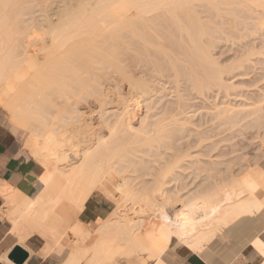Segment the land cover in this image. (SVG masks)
<instances>
[{"label": "bare ground", "instance_id": "obj_1", "mask_svg": "<svg viewBox=\"0 0 264 264\" xmlns=\"http://www.w3.org/2000/svg\"><path fill=\"white\" fill-rule=\"evenodd\" d=\"M38 1L0 0V106L36 189L0 181L17 242L59 264H264V0ZM243 84L252 103L188 124L192 92Z\"/></svg>", "mask_w": 264, "mask_h": 264}, {"label": "rangeland", "instance_id": "obj_2", "mask_svg": "<svg viewBox=\"0 0 264 264\" xmlns=\"http://www.w3.org/2000/svg\"><path fill=\"white\" fill-rule=\"evenodd\" d=\"M38 1V0H37ZM41 1V0H40ZM43 1V0H42ZM46 0H44V3L46 4V2H45ZM47 2H49V0H47ZM38 3H39V1H38ZM42 3V2H41ZM41 3H39V4H41ZM43 3V4H44ZM260 36H257L256 37V41H254L255 39H252V38H247V40H244V39H242V41H241V43L239 42L240 41V39H239V41H237L235 38L233 39L232 37V40L230 41V37H227V38H229V39H226V38H224L223 40V42H222V39H221V42L219 43L218 42V46H219V48L217 47V49H216V53H215V56L216 57H218V59H219V61L222 63V64H226V62L227 63H231L230 61L232 60L233 61V59H235L234 57H237L240 53H241V50H242V47H243V45H245V43H247L248 45L249 44H251V45H257V44H260V42L262 41V37L263 36H261L260 38H259ZM225 39H226V42H225ZM227 40H229V41H227ZM247 41V42H246ZM244 44H243V43ZM249 42V43H248ZM254 44H253V43ZM243 44V45H242ZM240 45V46H239ZM258 46V45H257ZM261 47H262V42H261V44L259 45V47H258V49L259 50H261L262 52H264V49H261ZM215 49V48H214ZM240 49V50H239ZM240 52V53H239ZM218 53V54H217ZM238 54V55H237ZM255 58H256V61H257V59H262V60H259V61H257V62H263V60H264V54H258V55H256L255 56ZM254 58V59H255ZM230 60V61H229ZM252 64V63H251ZM255 64V63H254ZM262 65V63H259L258 65H257V67L260 69V66ZM264 64V63H263ZM263 67V66H262ZM235 72V71H234ZM238 72V71H237ZM236 73V72H235ZM227 74H229V73H225L224 75H225V77L226 78H229V79H227V81H229V82H233L234 84H238L239 85V83L241 82V81H245V80H249L250 78H251V74L250 75H246V76H236V77H234L233 76V74H232V76L230 75H228V77H227ZM261 83H259L258 85L259 86H261L260 85ZM169 84H167L166 85V87H167V91H168V89H170L169 88ZM237 86V85H236ZM214 90H216V89H214ZM260 90L261 89H258L257 88V86H255V85H247V84H243V85H241V87L239 88V90H235V94L233 93V95H231V96H227L226 94H228V93H226L225 94V92L224 93H222V91H219L218 92V90H216V91H213V93H211V92H207L206 93V97L205 96H203L202 95V97H197L198 96V94H196V92H195V94L197 95V96H195L194 95V93L192 92V96L191 97H187V99L189 98V100H188V103H189V108H188V110H187V117H190V118H188L189 120L187 121L188 122V124H190L191 122H197V123H204V127H207V126H213V125H216V124H218V122H220L223 118H214L213 116H212V114L211 113H206V114H204L203 112H200L199 110H200V107L201 106H206V107H208V108H214V109H216V107L218 106V105H224V106H226L227 108H228V110H236L237 109V107H244V106H246L247 104H250V103H252L253 101L252 100H250V99H248L247 98V95L248 94H251V95H253V96H255V94H257L258 93V91L260 92ZM170 91V90H169ZM211 91V90H210ZM215 92H218V93H215ZM209 93V94H208ZM231 93V92H230ZM230 93H229V95H230ZM231 93V94H232ZM239 94V95H238ZM171 97V98H170ZM164 99H166V100H173L174 98H172V94H169V95H167V97H165ZM165 100V101H166ZM145 104L143 103V104H140L138 107H137V110H139L138 112H140V113H142V111H145V108L143 109V106H144ZM221 105V106H222ZM145 107V106H144ZM204 111V110H203ZM203 115V116H202ZM9 117V115H8V113H7V111H5L1 106H0V120L4 123V125H6L8 128H9V123H8V118ZM264 129V128H263ZM263 129H261V131H263ZM264 132V131H263ZM250 133H251V131L250 130H248L247 131V135H250ZM263 136H264V134H263ZM238 138V139H237ZM242 138V136H239L238 135V137H236V140H239V139H241ZM259 141H260V139L259 138H255V139H252V140H250V142H252V143H254L256 146L258 145V143H259ZM23 146V145H22ZM249 150H251V148L249 149ZM4 183H7L6 185H7V189H11L12 187L8 184V182H4ZM11 205L9 204V203H7V202H5V205H4V208L0 211V215L2 216V217H4V218H7L8 220H9V222H10V224L12 225V227H13V220H12V218H11V214H10V212H11ZM82 220H84V222H86V224H88V225H91L92 224V220L91 219H83V217L81 218ZM70 242V239L69 238H65V242ZM88 244H91L90 242H87ZM187 259H189L190 261H193V262H196L197 264H199L198 263V261H197V259L195 258V257H190V258H187ZM186 260V259H185ZM184 260V261H185ZM54 262H55V264H57L58 263V260H55L54 259ZM244 262H246L245 260H241L240 262H239V264H243Z\"/></svg>", "mask_w": 264, "mask_h": 264}, {"label": "crops", "instance_id": "obj_3", "mask_svg": "<svg viewBox=\"0 0 264 264\" xmlns=\"http://www.w3.org/2000/svg\"><path fill=\"white\" fill-rule=\"evenodd\" d=\"M21 148V137L14 134L0 120V181L8 182L29 195H35V181L32 179L31 173L33 166L24 156L19 155ZM5 202V197L0 193V211L4 208ZM11 230L12 225L9 220L0 215V264H16L9 258V254L18 245L29 253L23 264H55L54 259L58 260L53 256L41 254V248L45 245V241L40 236H32L22 245L17 242L18 238L11 233ZM59 262L58 260L57 264ZM183 264L197 263L186 259ZM243 264L254 263L248 261Z\"/></svg>", "mask_w": 264, "mask_h": 264}, {"label": "water", "instance_id": "obj_4", "mask_svg": "<svg viewBox=\"0 0 264 264\" xmlns=\"http://www.w3.org/2000/svg\"><path fill=\"white\" fill-rule=\"evenodd\" d=\"M28 256L29 253L20 245L16 246L9 254V258L16 264H23V262L28 258Z\"/></svg>", "mask_w": 264, "mask_h": 264}]
</instances>
